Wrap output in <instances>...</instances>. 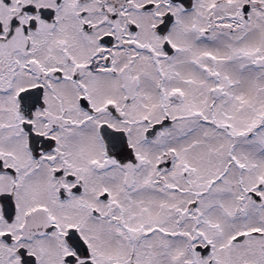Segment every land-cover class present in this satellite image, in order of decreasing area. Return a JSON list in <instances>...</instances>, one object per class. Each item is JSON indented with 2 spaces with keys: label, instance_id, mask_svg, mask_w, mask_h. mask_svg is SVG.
<instances>
[{
  "label": "snow or ice",
  "instance_id": "1",
  "mask_svg": "<svg viewBox=\"0 0 264 264\" xmlns=\"http://www.w3.org/2000/svg\"><path fill=\"white\" fill-rule=\"evenodd\" d=\"M0 264H264V0H0Z\"/></svg>",
  "mask_w": 264,
  "mask_h": 264
}]
</instances>
